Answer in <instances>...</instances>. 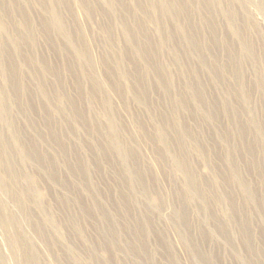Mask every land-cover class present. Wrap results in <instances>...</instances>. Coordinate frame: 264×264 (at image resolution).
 I'll use <instances>...</instances> for the list:
<instances>
[{
    "label": "bare ground",
    "instance_id": "1",
    "mask_svg": "<svg viewBox=\"0 0 264 264\" xmlns=\"http://www.w3.org/2000/svg\"><path fill=\"white\" fill-rule=\"evenodd\" d=\"M99 1L0 0V73L5 79V82L0 84V205L3 202L1 201L2 195H5L12 199L15 207L14 210L10 211L9 216L0 209V226L5 228L7 226L5 224H12L15 236L14 241L11 243V253L14 256L18 255L17 264L37 263L33 254L34 235L41 238L43 247L54 248L56 255L58 254L61 257H64L67 248L61 241L53 242L46 237L44 227L37 214L29 206H26V201L32 198L31 194H35L31 184V176L29 173L23 175V179L28 183V187L24 190L15 185L17 184L14 173L15 164L29 166L30 170L40 174L42 182H50L62 193L58 194L56 199L57 205L61 206V208L56 207V210L57 208L61 209L62 213L69 208L70 197L66 192V182L64 181L66 179L61 177L60 172L57 173L56 171L61 168L73 179L78 176L77 179L79 182L81 181L79 190L82 191V194L86 193L85 195L88 198L87 203L83 205L76 198L77 205L81 210L79 211L80 217L86 219L90 213L97 217V219L92 220L95 221L93 225H95L96 239L94 241H92L93 237H91L92 240L89 239L85 228L80 226L71 214H67L66 217L71 223L74 222L72 225L68 222L72 228L69 230L82 241V244L91 250L90 258L93 264L99 263L97 258L100 257L95 255L97 250L98 254L99 250L107 253L105 264H111L112 251H119L124 255H134V252H136L135 254L140 256V260L132 258L130 259L132 261H117L116 259L117 262L113 264H155L152 258L154 252H148L146 242L149 230H151L148 227L150 225L149 213L159 214L167 225L174 222L177 225H189L190 227L192 225L191 220L187 216L189 203L199 202L202 204L204 211L210 210L208 209L211 202L209 188L213 184L223 185L226 189L230 187V190L229 188L225 190L223 195L224 199L227 200L226 218L235 223L240 235L236 234L239 236L236 239H239L237 246L243 252V257H241L238 264H259L256 256H259L264 264V161L258 157V153H264V118L259 122L254 119H242V113L237 110V103L235 102L237 106L233 103L236 92L241 91L243 93L242 100H246L249 98L251 91V87L243 84L245 79L242 70L243 63L240 62V59L246 62L248 59L254 61L257 57L254 50L259 44L253 42L248 34L249 30L260 35L264 56V29L259 28L253 18L248 15V0H148L150 3L153 2L158 9L157 16L154 17L156 18L157 28L155 35L146 32L144 17H149L150 11L148 7L144 6L142 0H136L132 5L127 4L124 0H105L106 8L104 9H101L103 6H100ZM256 6L264 17V0H258ZM33 10L39 13L36 17L34 15L37 13ZM104 10L107 15L115 12L119 17L121 23L118 24H121L122 27L121 32L124 43L118 52H113L108 37H106L103 40L104 44L102 43L105 48L104 51L99 57H95L93 54L94 45L99 41L97 39L96 42V39H94L96 34H94L95 36L92 35L87 29L86 22L93 19L96 12L101 11L102 13ZM63 14L68 17V21L64 20ZM79 18H82V20ZM217 18H220L227 25V29L225 27L223 33L218 30ZM200 21L201 27H199ZM103 30L102 33L106 32L108 34L106 27ZM112 30L114 31L113 28ZM37 38L47 41L50 48L58 51L59 63H45L43 59H40L41 57L37 56ZM167 47H170L169 50L173 52V62L178 63L181 71L190 79L191 96L189 99L178 96L175 101L177 106L182 111L190 112L189 101L191 104H195L197 110L201 111V117H198L206 121L209 126L205 125L210 129L211 127L214 129L220 116L223 120L228 121V126L226 125L225 129L220 131L219 142L217 141L222 146V154L219 153L220 156H218V154L212 152L216 154V162L214 163L210 155L203 157V162L207 165L209 171L208 176L197 173L190 156L193 153L209 151L210 147L211 151L218 149V147L209 146L207 143L200 147L201 150L195 149L194 145L193 148L188 147L186 139L198 140L200 136L195 133L196 130L192 128V124L189 126L185 123L187 120L175 124L174 121L167 118L165 111H161L159 112L160 126L157 131L150 134L145 132L144 126L139 120L140 117H129L131 110H128L129 103L125 99V88L122 85L121 78L127 77L130 79V89L133 91L132 102L135 106H140L143 111L149 112L151 94L158 92V90L164 91L171 84L166 77L165 69L158 61V55L160 52L168 50ZM184 50L187 52H184ZM218 50L223 56L217 54L216 51ZM183 53L189 55L184 57ZM238 55L241 57L240 59L237 58ZM191 57L194 61V67L183 63V60ZM220 58L233 72L235 86L227 85L224 82L222 70L218 64ZM74 62H77L79 66L77 67ZM48 75L55 77L56 86L53 87L54 91H51L48 85L45 84V76ZM65 75L66 78L72 81L75 88L79 89V93H81L80 95L77 93L79 102L74 101L73 97L71 98L66 93ZM152 77H154V80H152ZM83 82L85 91L80 89ZM252 85L264 97V79L257 77ZM34 94L37 98V107L33 99ZM92 97L99 99L100 106L103 108L104 113L106 112L108 115L105 125H102V122L92 115L93 112L91 113ZM173 99L175 100V98ZM231 104L234 105L231 106ZM35 109L42 115L44 130H39L32 117ZM173 115L175 114L173 113ZM203 123L201 122V124ZM72 128H74V131ZM250 128L254 130L262 144L254 137L249 138ZM211 131L209 132L211 133ZM75 132L82 134L83 140L80 139L78 142L74 138ZM226 138L232 139L233 144L228 143ZM66 140L75 145L79 143L82 150L74 151V148L70 145L66 147ZM204 140L207 142L206 139ZM142 141L154 145L151 153L153 157H149L144 152ZM44 144L51 146V150L44 149ZM172 151L176 152L172 153ZM108 153L113 158V163H115L113 165L121 169L119 174L121 179L117 178V181H113L116 185V192L111 197V207L116 208L121 216L109 213L106 209V203L109 205L110 200L106 199L107 202H101L95 192L98 191L96 183L94 184L90 181L91 179L89 180L91 172L97 171L102 163L107 167V171L104 170L103 172L111 175L114 166L109 171L111 163L105 159V154L108 155ZM69 154L72 156L70 157L73 161L69 160ZM167 157L174 160V165L183 175L181 187L177 189V186L174 190L176 203L171 200V195L169 196L165 191H161L160 187L162 184L160 182L166 177L164 165L167 163L164 164V161L167 160ZM191 157L195 159L196 156ZM238 163L243 164L245 169L249 167V170L257 177V187L249 181L250 178L246 180L244 177L245 179H243ZM169 173H171L170 170ZM37 174L36 176H38ZM79 178L83 179L80 180ZM147 181L152 182V185L154 183L155 187L148 188L151 184ZM168 181L172 182V180ZM155 182L157 183L155 184ZM74 184L76 185V183ZM236 188L252 201L251 208L247 207L241 198V203L236 201L234 190ZM136 194H139L142 202L145 203H148L146 201L147 197L152 194L156 199V203L154 202V205H149L147 208L145 205V209L134 212V209L139 205L133 199ZM107 196L105 197L107 198ZM151 196L149 197L151 198ZM21 213L25 214L26 221L29 223L31 237L25 234L24 230L19 229L18 220ZM165 213L167 214L165 215ZM255 217L258 218V225L261 228L258 235L252 232V220ZM120 218H124L126 221L121 222ZM201 222V224L198 223L200 226L198 225L197 228V234L201 238L208 240L210 237L209 231L223 234V225L220 222L216 221L214 223V230L208 228L207 222ZM52 223L49 222V224ZM99 223L107 225L106 230L103 226H97ZM117 225H126V233L129 237V239H126L128 240L127 245L133 249L129 247L131 250L125 249L126 246L123 247V244L121 245L118 242L115 244L114 241L118 239L122 241L123 239V236L118 235L119 230L116 232ZM171 229L173 230V228ZM187 231H184L185 233H183V230L181 233L178 231L177 239L187 252L192 264L225 262V259L217 258L213 250L201 251L193 241L195 245H192ZM155 235L157 244L162 248V255L166 263L179 264L170 249L171 246H168L161 232L155 233ZM257 238H260L258 241H263L255 247ZM126 240L123 239V241ZM230 240V237H225L226 244L224 245L229 247L228 249H234L235 244L232 245ZM87 241L89 245L86 244ZM65 242L69 247V240ZM76 245L78 244L76 243ZM72 248L74 249V243ZM78 249L81 250L82 248L79 247ZM125 258H127L126 255ZM2 259L3 255L0 251V264ZM50 264L59 263L56 258H53ZM66 264H85V262L81 257L74 256ZM225 264L227 263L225 262Z\"/></svg>",
    "mask_w": 264,
    "mask_h": 264
},
{
    "label": "rangeland",
    "instance_id": "2",
    "mask_svg": "<svg viewBox=\"0 0 264 264\" xmlns=\"http://www.w3.org/2000/svg\"><path fill=\"white\" fill-rule=\"evenodd\" d=\"M97 1H99V0H97ZM124 1L127 4L132 5V4L135 3L136 0H127V1L124 0ZM142 1L144 2L143 3L144 6L145 7H148L149 8V11H150L149 17L147 16L146 17L147 19L144 17V22H145L144 24H146V26H145L146 32L149 33L150 35H155L156 32H157V28H156V24H155V19L156 18H154V17H156L157 16V13H158L157 6L155 7L154 6L155 4L153 2L150 3L148 0H142ZM257 1L258 0H248V3L249 2L250 3H249V5L247 3V13H248V15L251 18H253V20L255 21V24H257V26L259 28L262 27V29H264V17L262 15V13L260 12V10L257 9V6H256ZM98 3L99 4L101 3L100 6L101 5L103 6V8L101 7V9L106 8V6H105V0H101ZM150 4H152V5H150ZM249 12H250V14H249ZM35 13H37V12H35ZM102 13H103V15H102ZM102 13H101V11L96 12L95 15H94V18L91 19V20H88L89 22L88 21L86 22L87 29L90 31V33H92V35L96 34V36L94 35L95 37L94 36L93 37H94V39H96V42H97V39L99 41V43L97 42L98 44L96 43V45H94L95 48H94L93 54H94L95 57L96 56L99 57V55H101L102 51H104L105 48L103 46V44H104V41L103 40L106 37H108V41H109V43L111 45V49H112L113 52L114 51L115 52H118L120 50V48L123 46V43H124V39L122 37L123 35H122V32H121V28L122 27H121V24H118V23H121V22H119L120 21L119 20V17L115 14V12H114L115 15L113 13L108 14L110 17L106 14L107 12L105 10ZM38 14L39 13H37L34 16L36 17ZM117 14H118V12H117ZM63 18H64L65 21H68V17H66L65 14H63ZM79 19L82 20V18H79ZM110 19H112L111 20V23H110ZM106 21H108V23H106ZM112 21H114V22H112ZM217 22H218V30L221 33L225 32V27L227 29L226 23L224 21H222L220 18H217ZM104 24H105V26H104ZM110 24L111 25L113 24V26L111 27ZM201 26H202V24H201V21H200V26L199 27H201ZM103 27L104 28L105 27L107 28L108 34H106V32H103L102 33V30L104 29ZM101 28H102V30H100ZM112 28L114 29V31L112 30ZM99 32H101L100 35H99ZM112 33H114V34H112ZM101 34H103V35H101ZM248 34H249V36H251V39L253 40V42L255 44H257V45L259 44L258 47H256V49L254 50L257 57L255 58L254 61H250L248 59L247 62L241 60L240 59L241 57L239 55H238L237 58L240 59V62L243 63V68L245 67V69L242 68V70L244 72V78H245L243 84H244V86L251 87V91H250L249 98H247L246 100H242L243 93L241 91L236 92L235 99H234L233 103L235 104V106L238 105L237 106V110H238V112L242 113V119H245V120L254 119L255 121L257 120L259 122V121L263 120V118H264V97L262 96L261 92L257 88L253 87L252 84H253V81H255L257 79V77L264 79V56H263V52H262L263 45H262L261 38H260V35L259 34H255L254 31H252V30H249ZM111 35H113V36H111ZM100 37H101V39H100ZM121 37H122L123 40L121 39ZM37 39H38L37 46H36L37 47L36 48V50H37V56L39 58L41 57L40 59H43L45 63H59L60 57H59L58 51L50 48L49 45H48V43H47V41L45 42L41 38H37ZM54 44H55V41H54ZM167 48H168V50L166 49L163 52H160V54L158 55V61H159V64L162 65L163 68L165 69L166 77L169 80V83H171V84L169 85V87L166 90H164V91L163 90H158V92H153L151 94L150 99H149L150 104H151L150 105L149 112L148 111H145V110L143 111L141 109L142 107H140V106H139L140 109H139V107L135 106V104L132 102V96H133L132 94H133V91L130 89V79L127 78V77L121 78L122 85L125 88V93H124L125 99L129 103L128 104V110L129 111L131 110L133 112L132 113L130 111V114L131 115H129V117H131V116H133V118L140 117L139 120H141L140 122H141L142 126H144L143 128H144L145 132L146 133H150V134L153 133V132H155V131H157L158 128H159V126H160L159 125V112H161V111L162 112L165 111L164 113L167 116V118L170 119L171 121H174L175 124H179V123L185 122L187 120L185 123L187 125H189V126H190V124H192V128L194 130H196L195 133H198V135L200 136V139H201V140L200 139H198V140L186 139V145L188 147H192L193 148V145H194V148L195 149L201 150L200 147H202L203 144L206 145V143L209 146H215V148L218 147V149H213V151H211V147H210V150L209 151L208 150H205L206 153L205 152L193 153L191 156H193V155H194V157L196 156L195 159H193L190 156L191 161L194 163V165L196 167L197 173L199 175H204V176L207 175L208 176L207 173L209 171L207 170L208 169L207 168V165L203 162V157H208V155H210V157L212 158L211 160L214 163V162H216V158H215L216 157V154H218V156H220L219 153L222 154V151H223L222 150V146L218 143L219 142L218 140H219V137L221 135V132L220 131H222L223 129H225V126L227 125V122L228 121H226V119L223 120L221 118V116H220V119H219V122L220 123L218 122L216 124V126H215L216 128L214 127V129L211 127V129L213 131L212 132L209 127H206L208 125V123L206 121H203L201 118H199V117H201L200 116L201 115V113H200L201 111L199 112L197 110L195 104H193V103L191 104V102L189 101V109H190V112L182 111L177 106V104H176L177 102H175V101H176V99H177L178 96L187 97L188 99L191 96V91H190L191 89L189 88L190 87V84H189L190 79H188V77L186 76V74H184L181 71L180 65L178 63L173 62V58H172V56H173L172 53L173 52H172V50H169V49H171L170 47H167ZM184 52H187V51L184 50ZM216 52H217V54L219 56H223V54L219 50L216 51ZM186 55L188 56L189 54L186 53L184 55V53H183V56L184 57ZM189 59L183 60V63H186L190 67H194V61L192 60V57L189 58ZM219 61L220 62H218V64H219V66H220V68L222 70V74H223L222 77H223L224 82L227 85H230L231 84L232 86H235V80H234V77H233V72L231 71V69H229L224 64V61L221 58L219 59ZM75 64L77 65V62ZM186 64H182V65H186ZM78 66H79V64L77 65V67ZM48 76H45V84L48 85V87L51 89V91H54L53 87L56 86V82H54L55 81V77L54 76L53 77H51V76L48 77ZM175 76H176V78H175ZM65 78H66V75H65ZM152 78H153L152 80H154V77H152ZM186 79H188V80H186ZM0 81H1L0 84H2V83L5 82L4 76L3 75L1 76V73H0ZM80 86H81L80 89L85 91V84H84V82ZM65 87H66V89H65L66 93L71 98L73 97L72 99H74V101L79 102L80 100L77 97V93L79 95L81 93H79V89L78 88H75V86L72 84V81L70 79H68V78H66ZM168 89H169V91H168ZM159 92H162V93L159 94ZM218 95L220 96L219 93H218ZM31 96H32V94H31ZM129 96H130V98H129ZM164 97H166V98H164ZM172 97L175 98V100ZM33 99H34V102L36 103V107H37V101H36L37 98H36V95L35 94H34ZM91 99L90 100L93 102V103L90 102L91 103V106H90L91 107V113L93 112L92 115L94 117L96 116L95 118L96 119H99L98 121L102 122V125H105V121H106L108 115L106 114V112L104 113L103 108L100 106L99 99L93 98V97ZM168 99H170V100H168ZM235 102L237 103V105H236ZM234 104H231V106L234 105ZM92 108L95 111H93ZM167 109H168V111H167ZM249 109L252 110V111H250ZM151 110H152V112H151ZM33 111L34 112L32 113V117H33L34 121L37 123V126L39 127V130H44V128L42 126L43 120H42L41 113L39 111H37L36 109L33 110ZM173 113L175 115H173ZM187 113H188L189 117H188ZM193 113H195V114H193ZM197 113H198V115H197ZM171 114H172V116H170ZM191 116H193V117H191ZM141 117H142V119H141ZM183 117H184L185 120L183 119ZM180 119H181V121H180ZM196 121H197V123H195ZM201 122L202 123L204 122V123L201 124ZM205 124H207V125H205ZM3 128L5 130H7V128H5V127H3ZM72 129L74 131V128H72ZM228 129H229V127H228ZM250 129L251 130L249 132V138L250 137H254V138L257 139V141H259L258 138H257V136H256V133L254 132V130L252 128H250ZM209 131H211V133ZM81 135L82 134H79L78 132H75L74 138L79 142L80 139L83 140V136H81ZM201 135H202V137H201ZM203 136H205V137H203ZM80 137H82V138H80ZM121 137H122V135H121ZM204 139H206L207 142H205ZM226 139H227L228 143L233 144V140L232 139H230V138H226ZM66 142H67L66 143V147L70 145V147H73L74 148L73 149L74 151L75 150H77V151L78 150L79 151L82 150V148H81V146L79 145L78 142H77L78 145H75V144L71 143L69 140H66ZM142 143L144 145L143 146L144 152H146L149 155V157H153V154H151V153H152V148H154V145L151 144V143H149V142H145V141H142ZM44 147H45L44 149L51 150V146H48V145L44 144ZM157 148H159V147L157 146ZM175 152L176 151H172V153H175ZM212 152L213 153H216V154H213ZM105 155H106L105 156L106 161H108V162L111 163V168H109V171H110V170H112V168L114 166L113 164H115V163H113V158L110 157L109 153H108V155L107 154H105ZM70 156L71 155L69 154V160L70 161H73V159L71 158L72 156L71 157ZM258 157L262 161H264V153H261V154L258 153ZM164 164H166V165H164L165 168H166V177L162 181L160 180L161 181L160 184L161 183L162 184L161 185L159 184V185H160V187L162 189L161 191H165L167 194H169V196L171 195V197H170L171 200L173 202L175 201V203H176L177 201H176V198L174 196V190L176 189L177 186H178L177 189H179L181 187L182 181H183V175L180 172V170H178L177 166L174 165V160L171 159L170 157H167V160L164 161ZM172 166H173L174 169L172 168ZM114 168H116L117 170L114 169ZM114 168L111 171V175L109 173H104L103 171L104 170L107 171V167L102 163L100 165V167L97 169V171L95 170V171L91 172V175H90L89 180L91 179L90 181L92 183H94V184L96 183L95 185L98 187V191H95V192L97 193L98 199L101 202H104L105 203V202H107L106 199H109L110 200L109 201L110 202L109 205H108V203H106V205H107L106 206L107 207L106 209L109 211V213L115 214L117 216H121V213H118L116 208H114V207L112 208L111 207V197H113L112 194L114 195L115 194L114 192H116V189H115L116 188V185L114 184L113 181H117V178L118 179H121V177L119 176V174L121 173V169L117 168L116 166H114ZM168 168H169V170H170L171 173H169V170H167ZM238 168H239L240 172H242L241 175H243L242 176L243 179L246 178V180H248L250 178L251 180L249 179V181L255 187L258 186V181H257L258 179L249 170V167H248V169H245V167L243 166V164H239L238 165ZM60 169L61 168H58L57 170H59V171H56V172L57 173L60 172L59 174L62 175L61 177H64L66 179V180H64L66 182L65 183V187L67 188L66 189V192L68 193L67 195H69L68 197H70L69 198L70 199V205L72 206L71 207L69 205V208H67V210L65 209L63 213H62V210L61 209H58L57 208V210H56V207H58V206L61 208L60 205H57L58 202H56L57 201L56 199L58 198V194H62L60 191H58V189H56L50 182H42V180L40 179V176H39L40 174H37L38 172H34V171L30 170L29 166H24L22 164H18V165L15 164V166H14V173H15L16 182H17V184H15V185L19 186L22 190H24L26 187H28V183L25 182V180L23 179V175L29 173L30 176H31V184H32V187L34 189L35 194H31L32 198H30L28 201H26V206H29V208L34 213L37 214L39 221L42 223V225L44 227L46 237L49 240H52L53 242H55V241H61L63 243V245L67 248V251L64 252V257H61L58 254L56 255V250L54 248H50L49 249L48 247L47 248L46 247H43L42 244H41V238L38 237V236H36V235H34L35 240H33V254H34V256L36 257V260H37V263L36 264H50V262L52 261L53 258H56L59 264H66L68 262V260L70 258H73L74 256L81 257L83 259V261L85 262V264H93V262H92V260L90 258V252H91V250L89 248H87L84 244H82V241H80L78 238H76L73 235V232L69 230L71 228V226H70V224L68 222H70V221H68V219H67L66 216H67V214L68 215L71 214L72 217L76 221H78V223L80 224V226H82V227L85 228V231H86V234H87L88 238L91 239V237H93L92 238L93 240L91 239L92 241H94L96 239L95 232H94L95 231V225H93V223L95 221L93 222L92 220L97 219V217L93 216V214H91V213H90L89 217H86V219L85 218L82 219L80 217L79 211H81V210L79 209L80 207L77 205V201L76 200L78 199L80 201V204L81 205L86 204L87 203V200H88L87 195H85L86 193L85 194L84 193L82 194V191L79 190V183L81 181L79 182V180L77 179L78 176H76V178L74 177L76 179L75 180V179H73L72 176L68 175V173L65 170H63V171L66 174L62 171V169L61 170ZM114 172H116V173H114ZM214 173H213V175H214ZM36 174L39 177L36 176ZM64 174L66 175V177H65ZM114 174H116V175L114 176ZM32 177H33V180H32ZM254 177H255V179H254ZM111 178H113V179H111ZM82 179H80V180H82ZM168 180H170V181L172 180V182H169ZM74 183H76V185ZM148 183L151 184L148 188H150L152 186L155 187L154 183H153V185H152V182H148ZM156 183L157 182H155V184ZM67 184H69V185H67ZM70 186H72V187H70ZM174 186H175V188H173ZM219 187L220 188L222 187L223 190L220 189ZM223 187H224L223 185L218 186L216 184H213L209 188L210 189L209 192H211L210 193L211 194V202H210V205L208 207V209H210V210H208V211H204L202 204H200L199 202L193 201V202H190L189 203V206L187 208V211L189 210L187 212V216H188V219L191 220L190 223L192 225H190V227H189V225H177L173 221H172L173 223L171 225L169 223L167 225V223L162 220V218H161V216L159 214H154V213L153 214H150L149 213V215H150V225H148V227L151 230H149V235H148V238H146V240H147L146 242H147L148 252L149 253H152V251L154 252L153 255H152V258H153V261H155V264L156 263L157 264H167L166 263V260L164 259L163 255H162V248L157 244V239H156L155 233H158V232H161V234L164 237L165 241L168 243V246L169 247L171 246L170 249L174 253V257L176 256V260H177V262L179 264H189V263L192 264L191 263V260L189 259V256H188L187 252L184 250V248L181 245L179 239H177L178 238V231L181 233L182 230H183V233H185L187 230H189V231H187V233L189 234V237H190V240L189 241L191 242L192 245L194 243H196L201 251H203V250H207V251H210L211 250L212 251L213 250L215 252L216 257L219 258V259H221V258L222 259H225V262L227 264H238L239 263L241 257H243V252L237 246L239 239H236V238H239L240 235L238 234V229L236 228L235 223L233 221H231V220L229 221L226 218V211H227V204L226 203H227V200L224 199V195H223V193H224L225 190H228V188L230 190V187H227V189H226V187H224L225 189ZM234 190L236 192L235 193V196L237 198L236 201L238 203H241V200H242V202L244 201V203L246 204L247 207L251 208L252 207V204H253L252 201L250 199H248L237 188L234 189ZM151 195H149V196H151ZM105 196H107V198ZM149 196L147 197V200H146V201H148V203L146 202L147 204L145 202H142L141 196H139V194H136V196L133 197L134 202H136L137 204L140 205V206L138 205L134 209V212H137V210L139 211L140 209L141 210L145 209V205H146V208H147V207H149V205L152 206V205H154L156 203L155 197L152 195L151 198H150ZM2 197L3 198H2L1 201H3V202H2V205H0V209H1V211L4 214H6L7 216H9L10 211H12V209L13 210L15 209V207L13 206V201H12L11 198H9V197H7L5 195L4 196L2 195ZM136 198H137V200H136ZM240 198H241V200H240ZM84 201H85V203H84ZM211 204H213L214 206L216 205V206L214 207ZM217 206H218V209H217ZM90 212H93V211H90ZM166 214L167 213H165V215ZM209 217H210V219H209ZM194 218H195V220H194ZM197 218H198V220H197ZM20 221H21V223H20ZM120 221L121 222H123V221L125 222L126 219L120 218ZM201 221L207 222L206 225L208 226V228L209 227L211 228V229L209 228L210 230H214L213 227L215 226L214 223H216V221L220 222L223 225V234L220 233V232H215L214 233L212 231H209L211 238L209 237L208 240H205V239L201 238L199 236V234H197L198 233L197 228H198V225L202 223ZM18 222H19V225H20V228L19 229L20 230H24L25 234H27L28 236L31 237V232H30V229H29V223H27L26 217H25V214L24 213H21L20 214V217H19ZM49 222H53V223L52 224H49ZM73 223L74 222H72L71 225ZM5 225H7L5 228H3V227L0 226V251H1L2 255H3V259H2L1 264H17V259L19 258V257H17L18 255L17 256H14L11 253V243L14 241L15 231H14L13 227L11 226L12 225L11 223L5 224ZM62 225H64V227H62ZM83 225H86V226H83ZM97 226H99V227H102L103 226L104 227V230H106V227H107V225H101L100 223ZM127 227H128V225H127ZM181 227L184 228V229H182ZM171 228H173V230ZM116 229H117L116 232H118V230H119V232H118V235L119 236H123V239L125 238V240L126 239H129V237L127 236V233H126V225H117ZM252 229H253L252 232H254L255 235H256V233L258 235L259 231H261V228L258 225V218H256V217L252 220ZM65 233H66V235H65ZM236 234H238L239 236L236 235ZM225 237H230L231 244L232 245L235 244L234 249H231V248L228 249L229 247H227V246L224 245V244H226L225 243ZM74 238H76V239H74ZM123 239H122V241H121V239H118L117 241H114V242H115V244H117V242L119 244H121V245L123 244V247L126 246V247H124L125 249L126 248L128 250L133 249L132 247H130V246L127 245V243H128L127 241L128 240L123 241ZM154 239H156V240H154ZM66 240H69V247L67 246V244L65 242ZM258 240H260V238L259 239L257 238L255 240V242L257 243L255 247L259 246L260 243L263 241V240L262 241H258ZM200 241H202V242L200 243ZM73 243H74V249L72 248V244ZM76 243L78 245H76ZM79 244L80 245L82 244V245L80 246ZM86 244L89 245V242L87 241ZM15 247H16V249H18L16 245H15ZM79 247H80V249L81 248L82 249L79 250L78 249ZM128 247L131 248V249H129ZM112 252H111V264H113V263H115V262H117L119 260H121V261H124V260L125 261L126 260L132 261V260H130L132 258H134V259L137 258L138 260H140L139 254H135L136 252H134V251H133L134 252V255H132V254L131 255L130 254H125L127 256V258H125V255L123 253L119 252V251H117V252L116 251H112ZM229 254H231V256H229ZM95 255L98 256V257H100L102 260L100 258H97V260H99V263L96 262L94 264H100V262H101V264H105V262H106V258L105 257L107 256V253H105V251L99 250V254H98V250H97V252H96ZM119 258H121V259H119ZM259 258H260L259 256H256L257 262L259 264H263ZM116 259H117V261H116ZM180 260H181V262H180ZM158 261H159V263H158ZM225 262H222V263L219 262L218 264H220V263L221 264H225Z\"/></svg>",
    "mask_w": 264,
    "mask_h": 264
}]
</instances>
